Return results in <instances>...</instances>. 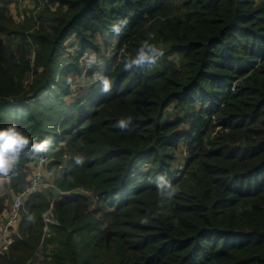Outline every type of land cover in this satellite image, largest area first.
<instances>
[{
	"label": "trees",
	"instance_id": "trees-1",
	"mask_svg": "<svg viewBox=\"0 0 264 264\" xmlns=\"http://www.w3.org/2000/svg\"><path fill=\"white\" fill-rule=\"evenodd\" d=\"M14 1L0 0V128L31 143L10 189L30 186L34 163L57 174L27 196L0 264H31L39 247V264H264V0H47L33 32ZM145 43L163 55L125 69ZM103 45L92 82L80 61ZM82 75L90 85L73 93Z\"/></svg>",
	"mask_w": 264,
	"mask_h": 264
},
{
	"label": "rangeland",
	"instance_id": "rangeland-1",
	"mask_svg": "<svg viewBox=\"0 0 264 264\" xmlns=\"http://www.w3.org/2000/svg\"><path fill=\"white\" fill-rule=\"evenodd\" d=\"M47 5V0H15L14 2L9 4V15L12 16L13 20L17 23L28 21L27 18H32L36 23H29L30 31L33 32L34 30H37L39 28V21H38V14L44 9V7ZM5 43L9 45L14 52V54L17 56L20 54L22 50H24V43L21 41L20 38H18L15 35L10 36H4L3 37ZM75 41L74 39H70L67 43V49L65 51V56L67 58H74L78 55V47L77 44H72V42ZM112 55V45L104 46L102 47V51L100 52H94V51H87L84 53L83 57L81 58L80 63L85 66L87 69H92L91 66L94 65V70L98 71L99 73H103L105 68V58L110 57ZM34 57V54L32 56V59ZM90 66V68L88 67ZM93 70V71H94ZM86 73L84 71L83 75ZM94 73V72H93ZM78 76L73 77V81L71 82V88L73 93H77L78 86L83 87V89H87L90 85L91 78H87L84 76ZM30 80H32V74L29 75ZM69 99V97L67 98ZM181 147L178 150V158L175 163V167L182 168V163L184 162V158L186 156V151L183 145H180ZM46 161H41L38 163L31 164V169L33 168V171L30 175V179H32L33 173L38 171L41 175V177L48 182L54 181V177L57 174V170L55 169H49L47 167ZM0 195H5L6 202L10 203V199L13 195V191L10 189V181L9 176L4 175L0 173ZM52 209V207L46 212L49 213V211ZM53 212V211H52ZM46 213L44 215H46ZM23 216V215H22ZM48 218H50V221H46L48 223H57V220L55 217L51 214L48 215ZM47 228V226H46ZM46 233L49 234L48 229H46ZM51 246H49L48 251H51ZM44 253V248L39 247V249L35 252L33 256V260L31 264H39L40 259L42 258Z\"/></svg>",
	"mask_w": 264,
	"mask_h": 264
},
{
	"label": "clouds",
	"instance_id": "clouds-1",
	"mask_svg": "<svg viewBox=\"0 0 264 264\" xmlns=\"http://www.w3.org/2000/svg\"><path fill=\"white\" fill-rule=\"evenodd\" d=\"M126 23L127 21H123ZM114 30L118 33L120 31L118 25H114ZM146 48L147 52L143 49ZM149 53H155L162 56L163 52L155 46L144 44L143 48L139 51V55L136 59L132 60L130 63L124 65L125 69H129L133 64L139 65L143 61L149 59ZM104 91H108L111 88V82L107 79L103 81ZM118 127H125V121L121 120L117 125ZM31 143L28 136L24 135L21 131L17 129L15 125H11L6 128H0V173L7 175L10 168L19 161L21 152ZM49 143V140H44L41 144L36 145V150L40 151L44 149L45 145ZM77 163H82L78 158ZM178 189L173 188L172 191L167 192L166 195L172 198L176 195ZM161 194L163 190H161ZM141 223H148L147 220H141Z\"/></svg>",
	"mask_w": 264,
	"mask_h": 264
},
{
	"label": "built area",
	"instance_id": "built-area-1",
	"mask_svg": "<svg viewBox=\"0 0 264 264\" xmlns=\"http://www.w3.org/2000/svg\"><path fill=\"white\" fill-rule=\"evenodd\" d=\"M90 68V66L88 65ZM92 67V66H91ZM103 79V74L95 71L92 75V82ZM55 186L54 183L45 181L38 171L33 173L30 186L22 191L13 192L7 207L0 215V254L7 252L14 243L15 235L18 233V226L22 219L23 210L28 195ZM71 192H69L70 194ZM86 194L90 192L85 191ZM53 215L52 209L44 215L45 221H50L48 215Z\"/></svg>",
	"mask_w": 264,
	"mask_h": 264
}]
</instances>
